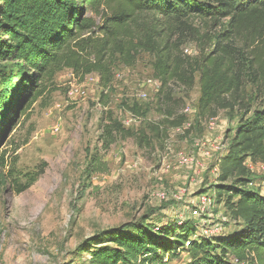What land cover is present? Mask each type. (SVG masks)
Instances as JSON below:
<instances>
[{
    "label": "rangeland",
    "instance_id": "374dc122",
    "mask_svg": "<svg viewBox=\"0 0 264 264\" xmlns=\"http://www.w3.org/2000/svg\"><path fill=\"white\" fill-rule=\"evenodd\" d=\"M186 53L196 57V47L189 44ZM153 63L144 53L133 67L118 64L106 91L96 74L80 82L71 71L61 72L55 87L6 127L2 153L17 163L0 164V264H92L94 251L117 247L115 238L144 232L153 239L183 221L197 226L196 236L236 229L217 187L220 160L240 116L220 111L214 119H200L199 75L189 95L173 84L175 100L163 102ZM5 73L20 76L15 69ZM248 92L253 111L264 110V98L256 99L251 86ZM136 103L140 116L128 110ZM108 113L134 135L146 132L150 145L119 136L105 150L101 134ZM181 116L187 122L170 127ZM94 159L107 170L95 172ZM249 167V187L264 198V164ZM189 259L183 253L172 264Z\"/></svg>",
    "mask_w": 264,
    "mask_h": 264
},
{
    "label": "trees",
    "instance_id": "16d2710c",
    "mask_svg": "<svg viewBox=\"0 0 264 264\" xmlns=\"http://www.w3.org/2000/svg\"><path fill=\"white\" fill-rule=\"evenodd\" d=\"M189 44L196 47V57L186 53ZM144 53L154 58L163 102L175 100L173 84L189 95L199 75L200 119H214L220 111L239 114L220 160L217 187L219 203L236 229L196 236L197 226L183 221L153 239L144 232L115 238L117 247L94 251L92 264H172L183 253L190 257L187 264H264V198L249 187V163L264 164V110L253 111L248 92L251 86L256 99L264 98V0H1L0 141L6 127L55 87L59 73L71 71L80 82L96 74L106 91L115 67H133ZM7 69L20 76L8 75ZM128 110L142 113L138 103ZM173 116L168 112V118ZM186 122L181 116L169 125ZM119 136L135 137L140 147L150 145L146 132L134 135L108 113L101 134L104 149ZM16 163L0 145V164L14 168ZM93 165L95 172L107 170L100 159Z\"/></svg>",
    "mask_w": 264,
    "mask_h": 264
},
{
    "label": "built area",
    "instance_id": "2783aa9c",
    "mask_svg": "<svg viewBox=\"0 0 264 264\" xmlns=\"http://www.w3.org/2000/svg\"><path fill=\"white\" fill-rule=\"evenodd\" d=\"M140 98H143V95H141ZM203 201H206V200H205V197L203 198ZM211 235H212V234H211ZM208 236H210V235H208ZM188 245H189V244H187V246H188Z\"/></svg>",
    "mask_w": 264,
    "mask_h": 264
}]
</instances>
